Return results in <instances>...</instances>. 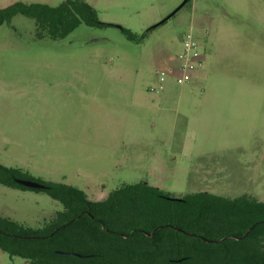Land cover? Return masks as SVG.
<instances>
[{"label":"rangeland","instance_id":"rangeland-1","mask_svg":"<svg viewBox=\"0 0 264 264\" xmlns=\"http://www.w3.org/2000/svg\"><path fill=\"white\" fill-rule=\"evenodd\" d=\"M58 6L64 0H0ZM102 27L40 39L34 20L0 26V163L103 200L147 182L181 196L264 201V0H85ZM127 28L142 34L129 40ZM192 31L204 68L159 73ZM173 76V77H172ZM63 206L0 184V214L40 227ZM0 264H29L0 250Z\"/></svg>","mask_w":264,"mask_h":264},{"label":"trees","instance_id":"trees-1","mask_svg":"<svg viewBox=\"0 0 264 264\" xmlns=\"http://www.w3.org/2000/svg\"><path fill=\"white\" fill-rule=\"evenodd\" d=\"M17 15L35 21L38 38L55 41L82 24L106 26L85 0L58 6L16 1L0 8V26ZM150 30L122 28L133 42ZM18 179L32 178L0 163L1 185L46 192L63 206L40 227L0 214V250L29 264H264V201L248 194L231 198L200 191L177 197L142 181L91 200L70 184L38 180L45 188L32 189Z\"/></svg>","mask_w":264,"mask_h":264},{"label":"built area","instance_id":"built-area-1","mask_svg":"<svg viewBox=\"0 0 264 264\" xmlns=\"http://www.w3.org/2000/svg\"><path fill=\"white\" fill-rule=\"evenodd\" d=\"M182 45L181 51L175 57L171 58L176 63L170 64L167 70L159 73V86L152 89V91H156L157 93L162 92L165 89L164 83L166 79L171 75L174 76L178 85L187 84L193 81L204 68L205 53L201 51L192 31L186 34Z\"/></svg>","mask_w":264,"mask_h":264},{"label":"water","instance_id":"water-1","mask_svg":"<svg viewBox=\"0 0 264 264\" xmlns=\"http://www.w3.org/2000/svg\"><path fill=\"white\" fill-rule=\"evenodd\" d=\"M187 1L188 0H185L177 10H179ZM17 182L25 187L32 188V189H44L45 188L44 184L38 181L32 180V179H18ZM59 253L63 255L69 254V255H75V256H82L81 254H78V253H66V252H59Z\"/></svg>","mask_w":264,"mask_h":264}]
</instances>
